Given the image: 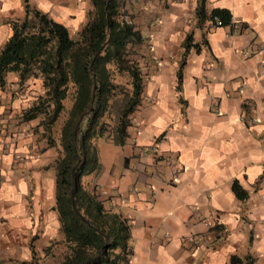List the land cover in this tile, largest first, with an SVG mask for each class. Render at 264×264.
I'll list each match as a JSON object with an SVG mask.
<instances>
[{
	"label": "crops",
	"instance_id": "0c3cea01",
	"mask_svg": "<svg viewBox=\"0 0 264 264\" xmlns=\"http://www.w3.org/2000/svg\"><path fill=\"white\" fill-rule=\"evenodd\" d=\"M29 2L73 33L92 8L91 0ZM199 3L207 14L228 8L230 22L200 19ZM121 8L146 36L138 48L154 64L119 170L112 163L107 182L94 184L131 224L129 264H230L231 254L264 264V0H123ZM24 14V0H0V48L10 21ZM6 77L0 264H56L66 249L54 207L57 154L42 152L38 119L21 117L42 82ZM234 179L246 198L233 191Z\"/></svg>",
	"mask_w": 264,
	"mask_h": 264
},
{
	"label": "trees",
	"instance_id": "16d2710c",
	"mask_svg": "<svg viewBox=\"0 0 264 264\" xmlns=\"http://www.w3.org/2000/svg\"><path fill=\"white\" fill-rule=\"evenodd\" d=\"M91 3L87 20L73 33L48 11L24 0L25 14L10 21L12 32L0 48V87H6L11 71L20 82H42V91L22 109L21 117L38 119L33 129L36 140H42V151L52 146L58 151L51 161L54 207L66 249L56 264H129L133 247L128 218L110 209L99 186L87 188L82 176L99 168L95 136L125 142L154 62L145 48H138L146 36L122 10L123 0ZM196 15L213 20L217 16L221 24L231 18L226 7L207 14L203 3L197 5ZM189 40L187 36L185 47ZM231 186L239 198L248 196L236 179ZM255 259L231 254L229 262L255 264Z\"/></svg>",
	"mask_w": 264,
	"mask_h": 264
},
{
	"label": "rangeland",
	"instance_id": "374dc122",
	"mask_svg": "<svg viewBox=\"0 0 264 264\" xmlns=\"http://www.w3.org/2000/svg\"><path fill=\"white\" fill-rule=\"evenodd\" d=\"M142 101L144 100L142 99ZM132 116H134V114ZM35 136L37 137L38 135ZM92 145L94 146L95 154L99 160V168L83 174L82 181L86 187L96 182H98V184L106 183L110 177V170H112L111 167L113 166L112 163H115L114 172L118 171L123 159L122 154L124 153L122 143H116L114 140L104 136H95L92 139ZM49 148L43 151H45L46 154H53L52 156L57 154V147L52 146ZM88 164H91V160ZM86 168L88 169L87 166ZM52 172L54 174V170H52Z\"/></svg>",
	"mask_w": 264,
	"mask_h": 264
},
{
	"label": "built area",
	"instance_id": "2783aa9c",
	"mask_svg": "<svg viewBox=\"0 0 264 264\" xmlns=\"http://www.w3.org/2000/svg\"><path fill=\"white\" fill-rule=\"evenodd\" d=\"M214 20L217 24H220L221 25V20L217 17V16H214ZM237 25V24H235Z\"/></svg>",
	"mask_w": 264,
	"mask_h": 264
}]
</instances>
